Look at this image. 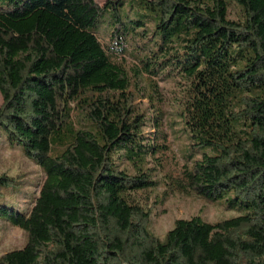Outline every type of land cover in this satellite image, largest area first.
Segmentation results:
<instances>
[{"label": "trees", "instance_id": "obj_1", "mask_svg": "<svg viewBox=\"0 0 264 264\" xmlns=\"http://www.w3.org/2000/svg\"><path fill=\"white\" fill-rule=\"evenodd\" d=\"M171 78L190 155L159 202L233 194L244 214L160 237L140 197L171 149ZM0 92V131L45 174L29 213L0 174V218L28 236L0 264H264V0H0Z\"/></svg>", "mask_w": 264, "mask_h": 264}, {"label": "rangeland", "instance_id": "obj_2", "mask_svg": "<svg viewBox=\"0 0 264 264\" xmlns=\"http://www.w3.org/2000/svg\"><path fill=\"white\" fill-rule=\"evenodd\" d=\"M96 1L100 5H104L107 0ZM235 15L236 7L233 4L230 8V16L234 17ZM101 35L103 40H107L109 37V32L104 26L101 28ZM140 84L145 85L144 80H141ZM160 86L165 100L166 132L171 142V149L163 160L162 166L156 162L151 164L156 168L155 179L158 181L164 174H175L176 170L186 163L190 155V151L186 147L187 138L182 130V121L178 115L184 86L172 78L165 79L160 83ZM2 103L3 97L0 92V106ZM171 122L176 124L171 127ZM154 132L155 130L150 126L145 130V133L152 137ZM200 152L209 155L215 153L212 148H206ZM198 157L201 158L202 155H195V158ZM121 165H125V162ZM3 173L17 179L15 187L1 189L5 194V203L23 213H29L38 195L39 187L45 179V174L32 159L24 154L20 146L12 145L8 141L7 135L0 131V174ZM163 194L164 186L160 181L156 188L143 192L140 197L144 205L153 207L151 229L160 237H164L167 231L174 227L178 219H191L199 216L204 222H218L244 214V209L237 205L239 201H234L233 194L213 202L175 194L164 202H159ZM27 240L28 236L24 230L0 218V256L6 252L23 248Z\"/></svg>", "mask_w": 264, "mask_h": 264}]
</instances>
